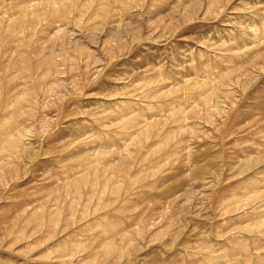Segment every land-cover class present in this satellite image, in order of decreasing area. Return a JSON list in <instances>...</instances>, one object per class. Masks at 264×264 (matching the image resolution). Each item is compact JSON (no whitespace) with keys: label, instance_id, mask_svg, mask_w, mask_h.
<instances>
[{"label":"rangeland","instance_id":"374dc122","mask_svg":"<svg viewBox=\"0 0 264 264\" xmlns=\"http://www.w3.org/2000/svg\"><path fill=\"white\" fill-rule=\"evenodd\" d=\"M0 264H264V0H0Z\"/></svg>","mask_w":264,"mask_h":264}]
</instances>
